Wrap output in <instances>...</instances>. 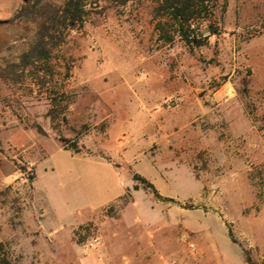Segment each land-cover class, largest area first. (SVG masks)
<instances>
[{"label": "rangeland", "instance_id": "obj_1", "mask_svg": "<svg viewBox=\"0 0 264 264\" xmlns=\"http://www.w3.org/2000/svg\"><path fill=\"white\" fill-rule=\"evenodd\" d=\"M26 1L0 0V21ZM155 7L94 9L68 38L60 131L45 98L0 81V243L14 264H145L149 234L166 264H202L206 236L225 245L229 230L264 262V0H229L222 34L194 50L159 41ZM135 174L173 201L134 190Z\"/></svg>", "mask_w": 264, "mask_h": 264}, {"label": "trees", "instance_id": "obj_2", "mask_svg": "<svg viewBox=\"0 0 264 264\" xmlns=\"http://www.w3.org/2000/svg\"><path fill=\"white\" fill-rule=\"evenodd\" d=\"M143 0H65L57 5L51 0H28L9 21H0V81L14 90L34 95L37 93L49 102L47 117L53 129L60 131L68 124V113L73 102L61 81L63 72L70 67L60 65L68 38L81 32L90 20L93 10L104 14L107 9L123 10ZM229 0H154L156 32L166 45L180 42L190 49L208 45L210 39L220 36V17L227 10ZM106 3V7H102ZM18 30V31H17ZM22 30V33H18ZM107 123L102 125L106 132ZM40 128V127H39ZM87 131L88 128L84 127ZM41 130V129H40ZM83 135V133H79ZM66 151L82 153L77 142L60 137ZM134 190L142 188L159 201L172 202L162 197L155 186L139 174H135ZM113 212L114 207L109 208ZM233 243L240 245L229 230ZM86 237H79L85 244ZM244 251L246 264L256 263L251 253ZM0 264H14L7 245L0 243ZM260 264H264L260 263Z\"/></svg>", "mask_w": 264, "mask_h": 264}, {"label": "crops", "instance_id": "obj_3", "mask_svg": "<svg viewBox=\"0 0 264 264\" xmlns=\"http://www.w3.org/2000/svg\"><path fill=\"white\" fill-rule=\"evenodd\" d=\"M227 235L229 237V231ZM206 237L208 239L206 238L203 242L206 244V248L208 247L213 250L212 252L214 253V256L205 257L206 251L201 247V245H199V253L203 258L202 264H246L244 251L240 245L233 243L230 237L229 240L231 243L228 241L225 245H220L218 240L214 239L211 235ZM142 242V248L145 253L143 261L145 264H166L164 256L161 255V245L158 243L157 236L154 237V235L149 234L142 240ZM256 242L259 244L261 241L255 240V243ZM230 245L233 247L235 246L234 248L238 249V251L234 250L233 253H231L228 250H224L223 247L231 248ZM104 254L106 255V258L112 261L113 256L111 254V249H109L108 252L106 251Z\"/></svg>", "mask_w": 264, "mask_h": 264}, {"label": "built area", "instance_id": "obj_4", "mask_svg": "<svg viewBox=\"0 0 264 264\" xmlns=\"http://www.w3.org/2000/svg\"><path fill=\"white\" fill-rule=\"evenodd\" d=\"M99 244H100V238L93 237L86 243L85 247L91 250V249H95ZM263 261H264V256H263Z\"/></svg>", "mask_w": 264, "mask_h": 264}]
</instances>
